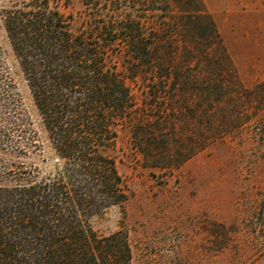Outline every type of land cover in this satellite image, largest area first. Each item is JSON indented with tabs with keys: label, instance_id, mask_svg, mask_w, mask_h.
Masks as SVG:
<instances>
[{
	"label": "trees",
	"instance_id": "trees-1",
	"mask_svg": "<svg viewBox=\"0 0 264 264\" xmlns=\"http://www.w3.org/2000/svg\"><path fill=\"white\" fill-rule=\"evenodd\" d=\"M158 1L28 0L2 11L0 264H132L127 234L100 230L129 200L114 156L118 127L131 126L148 164L174 170L244 120L247 91L211 17L186 11L190 24L211 28L223 68L199 50L187 51L197 54L199 67L191 59L170 66L159 51L160 29L147 15ZM77 6V14L64 11ZM120 65L131 79L157 75L202 86L198 116H186L184 106L174 113L185 124L197 118L199 129L182 134L186 141L149 129ZM229 101V113H214ZM165 137L174 145L160 147Z\"/></svg>",
	"mask_w": 264,
	"mask_h": 264
},
{
	"label": "rangeland",
	"instance_id": "rangeland-1",
	"mask_svg": "<svg viewBox=\"0 0 264 264\" xmlns=\"http://www.w3.org/2000/svg\"><path fill=\"white\" fill-rule=\"evenodd\" d=\"M25 1L0 0V15ZM197 2L159 0L151 6L147 15L160 29L159 51L165 50L170 66L194 61L197 54L187 57V51L207 52L222 69L218 40L209 25L187 21L198 9L210 16L247 91L244 120L174 170L148 164L134 145L131 126H119L114 156L129 200L125 212L114 210L100 230L127 234L132 264H264V0ZM78 9L64 11L77 14ZM0 43L5 44L1 31ZM120 69L137 107L146 109L139 113H147L141 121L149 123V129L167 136L199 129L197 118L190 125L174 117L183 106L186 116L202 112V86L189 88L184 80L157 75L153 80L142 75L131 79ZM183 91L178 106L176 96ZM231 106V101L216 104L214 113L223 115ZM159 144L174 145V140L165 137Z\"/></svg>",
	"mask_w": 264,
	"mask_h": 264
}]
</instances>
